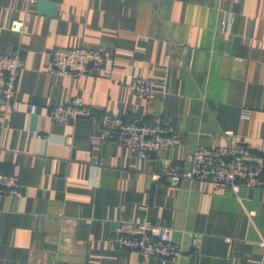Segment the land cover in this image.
Here are the masks:
<instances>
[{"label": "crops", "instance_id": "crops-1", "mask_svg": "<svg viewBox=\"0 0 264 264\" xmlns=\"http://www.w3.org/2000/svg\"><path fill=\"white\" fill-rule=\"evenodd\" d=\"M56 47L102 49L111 76L50 73ZM16 48L13 109L0 71V173L19 192L0 194V264H264V169L262 187L238 191L174 188L162 173L188 168L198 147L240 144L264 161V0H0V53ZM135 77L154 80L152 97L130 93ZM75 96L146 122L162 114L176 143L139 159L102 141L93 117L53 122L51 107ZM138 219L171 228L180 257L113 248L116 221Z\"/></svg>", "mask_w": 264, "mask_h": 264}, {"label": "built area", "instance_id": "built-area-1", "mask_svg": "<svg viewBox=\"0 0 264 264\" xmlns=\"http://www.w3.org/2000/svg\"><path fill=\"white\" fill-rule=\"evenodd\" d=\"M34 3L36 0H25ZM23 21L12 22L11 29L21 31ZM109 57L100 48L56 47L50 51L48 71L65 77H78L99 69L102 76L109 78ZM20 70V54L16 48L11 53H0V71L3 73L1 100L5 109L16 106L15 91ZM154 80L150 77H135L128 84L130 93L150 98L154 94ZM55 123H69L78 117H93L100 138L104 142L134 149L139 159L156 153L176 143L173 129L162 114L155 115L150 122L138 115L122 116L110 111H98L75 96L67 103L54 105L49 111ZM188 168L167 167L163 174L171 187H178L183 179H194L210 183L214 190L229 188L238 191L241 187H262L264 161L240 144L214 147H198L185 159ZM159 172L152 173L155 181ZM18 180L15 176L0 173V194L18 196ZM195 245L200 233L186 231ZM115 249L135 251L140 258L162 257L176 260L182 250L171 238V228L154 224L146 219L116 221L109 233ZM264 245V241L261 242Z\"/></svg>", "mask_w": 264, "mask_h": 264}]
</instances>
